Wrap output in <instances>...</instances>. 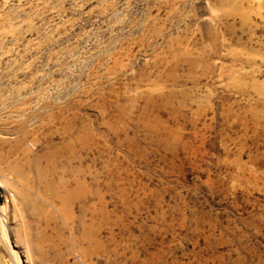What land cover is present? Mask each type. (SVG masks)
<instances>
[{
    "label": "rangeland",
    "instance_id": "374dc122",
    "mask_svg": "<svg viewBox=\"0 0 264 264\" xmlns=\"http://www.w3.org/2000/svg\"><path fill=\"white\" fill-rule=\"evenodd\" d=\"M0 264H264V0H0Z\"/></svg>",
    "mask_w": 264,
    "mask_h": 264
},
{
    "label": "bare ground",
    "instance_id": "6f19581e",
    "mask_svg": "<svg viewBox=\"0 0 264 264\" xmlns=\"http://www.w3.org/2000/svg\"><path fill=\"white\" fill-rule=\"evenodd\" d=\"M5 246V245H4Z\"/></svg>",
    "mask_w": 264,
    "mask_h": 264
}]
</instances>
